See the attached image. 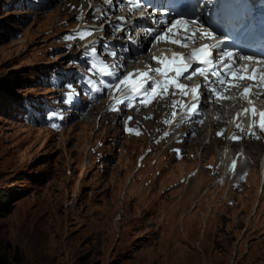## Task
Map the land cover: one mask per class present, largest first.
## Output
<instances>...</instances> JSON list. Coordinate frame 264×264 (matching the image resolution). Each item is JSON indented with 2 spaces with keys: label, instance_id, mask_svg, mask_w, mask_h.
<instances>
[{
  "label": "rangeland",
  "instance_id": "obj_1",
  "mask_svg": "<svg viewBox=\"0 0 264 264\" xmlns=\"http://www.w3.org/2000/svg\"><path fill=\"white\" fill-rule=\"evenodd\" d=\"M22 5L0 0V264H264V139L232 147L246 163L222 186L225 137L206 127L156 143V106L57 123L80 4Z\"/></svg>",
  "mask_w": 264,
  "mask_h": 264
},
{
  "label": "snow or ice",
  "instance_id": "obj_2",
  "mask_svg": "<svg viewBox=\"0 0 264 264\" xmlns=\"http://www.w3.org/2000/svg\"><path fill=\"white\" fill-rule=\"evenodd\" d=\"M186 23H188V22L183 20V19H176L165 29V31L166 32H172L173 29L177 28V26L185 25ZM191 23L195 24L196 20H192ZM195 31L200 33L201 38L207 37V38L215 39V37H213V33L211 31L206 30V29L201 30V29L197 28ZM194 34H195V32L193 33V35ZM164 38L165 37H164L163 33L156 37L157 40H163ZM173 43L180 44V41L175 40V41H173ZM220 45H221V41L217 40V43L215 45H212L211 48L208 45H204L201 49L198 50V51L204 53L203 58H201L199 60V64L202 66L199 74L205 75L204 68H210L212 73L216 76V79L213 82L223 86L226 83V81H225V79L221 78V76L216 73L217 67H221V68L224 67L225 66V60H230L234 64L235 63V60L233 59L234 55L238 59L249 60V61H251L253 58L250 56H242V55L234 54L233 52L229 51L227 53V56L224 57L223 59L215 60L213 58V55H212V49H219ZM181 46L184 47L186 45L181 44ZM113 55H114V53H113ZM221 56H223V53H221ZM195 57H197V51H193L189 54V56L183 57L182 62L175 69L176 74L179 76V75H182L184 71H187L188 67L193 63V59ZM229 68H231L230 65H229ZM168 71H169V69H164V68L149 69V72H151L153 74V76H160L162 78L167 77ZM230 74H231V71H228L225 73L226 76L230 75ZM126 75L131 76L134 74H126ZM141 75H143L144 77H148V73H143ZM191 75H192V73H189V75L186 76L185 79H191ZM260 80H261L262 85H264V76H261ZM124 83H125L124 78H120L117 81V85H115L114 87H119L120 85H122ZM169 83L174 88L180 89L182 94H184V95L188 94L186 91L185 85L178 84L174 80L170 81ZM152 84H153V87H151V88H143L142 86H140L138 88L132 89V91L135 93V96L139 97L140 102L144 103L145 106H147V104L152 99H156L157 97H159L160 99H163L167 94V85L164 83L163 79L161 81L153 80ZM209 87H210V84H209ZM156 88H162L163 89L162 93H157L155 91ZM198 89H199V85H197L196 88L191 89V92L193 93V99L195 101L200 100V96L197 95ZM223 90H224V88L221 87L219 89H213L212 91H213L214 95L217 98H219L220 92H222ZM245 92H248V89H245ZM190 107L195 108L196 105L193 104V105H190ZM189 114H192V113H189ZM245 114H247V110H245ZM252 115H253V117H255V115H256L255 110L252 111ZM259 127H260V130L262 132H264V113H260ZM233 167H235V162L233 164Z\"/></svg>",
  "mask_w": 264,
  "mask_h": 264
},
{
  "label": "bare ground",
  "instance_id": "obj_3",
  "mask_svg": "<svg viewBox=\"0 0 264 264\" xmlns=\"http://www.w3.org/2000/svg\"><path fill=\"white\" fill-rule=\"evenodd\" d=\"M51 1H53V0H51ZM74 2H78V4H81V3H83V4H85L84 3V1L83 0H73ZM98 1V0H97ZM80 6V5H79ZM77 10V9H76ZM75 10V11H76ZM158 112V111H157ZM160 112V111H159ZM223 113H225V111L223 112ZM159 114V113H158ZM145 117H147V116H145ZM140 119V118H139ZM136 121V120H135ZM163 122V121H162ZM165 123V122H164ZM139 124V120L136 122V125H138ZM209 124H210V126H208V129H210V128H213V127H220L221 125L219 124V123H216V122H213V121H210L209 122ZM135 125V126H136ZM162 125V124H161ZM133 133H135L136 132V130L135 129H132L131 130ZM198 131H199V133H198V135H200L201 136V134L203 133V132H205V131H203V130H201V129H198ZM207 131V130H206ZM216 131V130H215ZM215 131L213 132V134L215 133ZM183 133H186V132H183ZM183 133H182V135H183ZM181 137H183V136H181ZM202 138H203V136H202ZM176 139V138H175ZM190 137H188V138H186V142H189L190 141ZM213 139V138H212ZM205 141V140H204ZM220 142H221V140H219ZM219 141H218V139H216V138H214V143H216V144H219ZM255 142V141H254ZM258 142V141H257ZM191 143H193V141L191 142ZM212 143V142H211ZM200 144V143H199ZM191 145V144H190ZM209 145V144H208ZM235 144L234 143H231V146H229L228 148L230 149V152H229V150L228 149H222V151H221V158H222V164H221V167H220V170H221V174H222V179H223V184L222 183H220L219 185H221L222 184V186H225L226 185V180L227 179H229V177L232 175L231 174V169H232V167H233V164H234V162L236 161V153L237 152H233V146H234ZM251 145H253L254 147L253 148H255V146H257L256 145V143H254V144H251ZM210 146V145H209ZM259 146V145H258ZM260 146H262V142H261V145ZM233 147V148H232ZM248 148H250V145L248 146ZM253 148H250L249 149V152L251 153V154H254V151H253ZM260 148V147H259ZM211 149V148H210ZM255 149H257V147L255 148ZM203 150V149H202ZM209 150V149H208ZM244 150V153L247 155L248 153H247V151H246V149H243ZM262 150V149H261ZM207 151V150H206ZM239 151H240V149H239ZM238 151V152H239ZM194 153V152H193ZM202 153V152H201ZM254 157V156H253ZM146 158V157H145ZM255 158V157H254ZM203 159V158H202ZM261 159V158H260ZM262 159H264V155L262 156ZM253 160V159H252ZM258 160H259V158H258ZM242 161V158H240L238 161H237V163H235V168H234V174L235 175H238L239 176V178L242 176V173L240 172H238V171H241L242 169H241V167L239 166L240 165V162ZM254 161V160H253ZM253 161H252V165H253ZM257 162V161H256ZM259 163V162H258ZM236 164H237V166H236ZM263 164V163H262ZM245 165V164H244ZM257 165V164H256ZM254 166V165H253ZM264 166V165H263ZM249 167V166H248ZM255 168H256V166H255ZM218 171V170H217ZM246 172V171H245ZM248 172V171H247ZM235 177H237V176H235ZM238 178V179H239ZM237 181V180H236ZM263 189H264V186H263ZM261 192H263V191H261Z\"/></svg>",
  "mask_w": 264,
  "mask_h": 264
},
{
  "label": "trees",
  "instance_id": "obj_4",
  "mask_svg": "<svg viewBox=\"0 0 264 264\" xmlns=\"http://www.w3.org/2000/svg\"><path fill=\"white\" fill-rule=\"evenodd\" d=\"M9 200H10V198H9L8 195H6V194L0 195V215L2 213H5V212L9 211L8 208H7Z\"/></svg>",
  "mask_w": 264,
  "mask_h": 264
}]
</instances>
